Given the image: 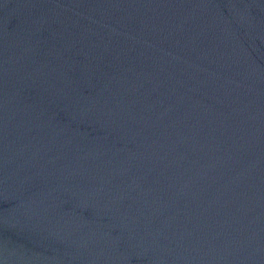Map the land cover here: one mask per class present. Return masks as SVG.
Returning <instances> with one entry per match:
<instances>
[{"label": "water", "instance_id": "1", "mask_svg": "<svg viewBox=\"0 0 264 264\" xmlns=\"http://www.w3.org/2000/svg\"><path fill=\"white\" fill-rule=\"evenodd\" d=\"M0 264H264V0H0Z\"/></svg>", "mask_w": 264, "mask_h": 264}]
</instances>
